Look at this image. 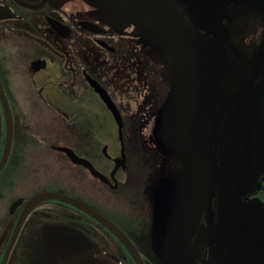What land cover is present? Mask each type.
I'll return each instance as SVG.
<instances>
[{
	"label": "flooded vegetation",
	"instance_id": "1",
	"mask_svg": "<svg viewBox=\"0 0 264 264\" xmlns=\"http://www.w3.org/2000/svg\"><path fill=\"white\" fill-rule=\"evenodd\" d=\"M263 43L264 0H0V264L20 219L3 264H135L85 209L144 264H264Z\"/></svg>",
	"mask_w": 264,
	"mask_h": 264
},
{
	"label": "water",
	"instance_id": "2",
	"mask_svg": "<svg viewBox=\"0 0 264 264\" xmlns=\"http://www.w3.org/2000/svg\"><path fill=\"white\" fill-rule=\"evenodd\" d=\"M263 55H264V43H263L262 47L258 50V52H257V54L255 56V60H256L255 67L257 68V70H258V67H260V62H261V59L263 58ZM254 76H256V73H254ZM251 80H253V78ZM0 94L2 95L3 104L5 106L6 103H5L2 91H0ZM7 123H8L7 125H8V139H9V136H11V124H10L9 115L7 117ZM218 123H219V120H216L215 134H216V131H217ZM9 124H10V126H9ZM9 131H10V133H9ZM242 140H243V136L241 135V141ZM211 142H212V138H211ZM239 146H240V143L237 144L238 149H239ZM68 154H69V152H68ZM6 156H7V154L5 153L3 155V158L0 160V170L3 167V165H4V162L6 160ZM70 156H71V159L74 162H77V163H81L82 162V160L77 158L71 152H70ZM210 176L211 175H209V177ZM218 179H219V174H218L217 165L215 164L214 165V169L212 170V177H211V179H209L208 189L205 192L208 201L212 200V197L214 196V193H215V190H216V187H217V183H218ZM205 180H206L205 183L207 184V175L205 176ZM50 198L59 199V200H62V201L74 202V201H71V199H69V198H67L65 196H62L59 193L42 192V193L37 194L34 198H32L28 205H29V207H33L38 201L45 200V199H50ZM85 210L95 220H97L98 222L102 223L104 225V227H106L114 236H116L122 242V244L125 246L126 250L130 253L132 258L134 259L135 264H144L142 259H141V257H140V254H139L138 250L133 246V244L130 242L129 238L119 228H117L115 225H113L111 222H109L105 218L101 217L100 215L92 212L90 209H85ZM20 225H21V219L18 221V223L16 224V226H15L13 232H12L9 244L6 247V250H5V253L3 255L1 264L6 262V259L8 257V254H9V251H10L11 246L13 244V241L15 239V236H16V234L18 233V231L20 229ZM157 251H159V250H157Z\"/></svg>",
	"mask_w": 264,
	"mask_h": 264
},
{
	"label": "rangeland",
	"instance_id": "3",
	"mask_svg": "<svg viewBox=\"0 0 264 264\" xmlns=\"http://www.w3.org/2000/svg\"><path fill=\"white\" fill-rule=\"evenodd\" d=\"M24 239H25V235H24ZM48 250L53 251L51 249H48ZM99 250H100V248H97L94 251H96L98 253ZM35 251H36V254H38V253H46L47 252V250L45 248H43V249H35V250H33V254H34Z\"/></svg>",
	"mask_w": 264,
	"mask_h": 264
}]
</instances>
